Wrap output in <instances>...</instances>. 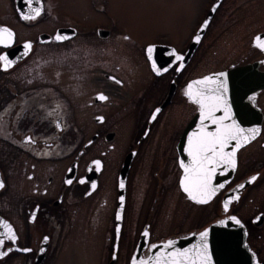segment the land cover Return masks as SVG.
Here are the masks:
<instances>
[{"label":"flooded vegetation","instance_id":"af4514ba","mask_svg":"<svg viewBox=\"0 0 264 264\" xmlns=\"http://www.w3.org/2000/svg\"><path fill=\"white\" fill-rule=\"evenodd\" d=\"M108 1L0 0V264H140L185 236L189 253H224L200 235L220 220L264 264V0H139L156 8L139 29ZM189 85L260 129L207 203L179 181L182 136L201 128Z\"/></svg>","mask_w":264,"mask_h":264},{"label":"snow or ice","instance_id":"6c2138e0","mask_svg":"<svg viewBox=\"0 0 264 264\" xmlns=\"http://www.w3.org/2000/svg\"><path fill=\"white\" fill-rule=\"evenodd\" d=\"M40 15V10L35 9V15L25 17L28 19H34L35 16ZM0 43L5 42L4 37L10 38L11 32L6 29H0ZM67 37L57 35V40H63ZM198 39V37H197ZM258 47L264 49V41L258 43ZM25 48H31L30 44H25ZM149 54L152 52V47L148 49ZM181 56H176V60H181ZM0 60L4 61L5 67L11 66V61L7 60V57H0ZM154 70H156L155 64H153ZM198 84H212L215 81L205 78L203 81H198ZM219 88H225L223 83L218 85L217 89H209L208 92L217 91ZM185 95L189 96L195 103L200 105L201 110V128L198 133H194L189 138L188 147L186 149L188 156L191 158L190 163L185 165L181 164L184 168L185 176L181 181L183 190L189 194V197L193 200H197L198 203H207L211 199L212 195L215 194V188L211 184L212 176L216 173L217 166L221 163L229 165L232 169L236 167V148L246 144L250 139H254L259 133L260 129L250 128L246 132L244 129L239 128L234 123L226 124L225 120L230 119L227 113L222 117H217L215 115L216 111L219 109L220 105L223 103L222 98L216 95L207 94L204 91H198L193 93L192 86L189 85L188 90ZM100 100H105L107 97L100 95L98 97ZM205 121L210 122L215 126V130H208V125ZM229 141H236L231 152L226 153L224 150L227 147ZM97 167H99V161L96 162ZM254 180L255 177H252ZM69 183L71 181H68ZM3 187V184H0ZM95 185L93 184V188ZM123 187V184H121ZM223 187V184L220 185ZM239 187H243L240 185ZM235 198V197H234ZM123 198L121 197V200ZM227 203L225 204V210H227ZM119 219V216L117 217ZM235 220L237 224L240 223L235 217H231ZM7 228L6 237L12 241H15L16 236L12 231L10 226L5 225ZM146 234V233H145ZM202 240H206L207 232L200 234ZM47 239V238H45ZM4 241L0 239V244ZM171 242H169L170 246ZM155 247V246H153ZM25 251H30L25 249ZM207 245L205 244L202 251L197 253V258H202L204 264H208L209 257L206 255ZM6 253H0V255H5ZM190 257L188 250L183 252H169L164 256L157 255L154 259L150 258L147 261H140V264H189ZM191 264H196V259H191Z\"/></svg>","mask_w":264,"mask_h":264},{"label":"water","instance_id":"95a60500","mask_svg":"<svg viewBox=\"0 0 264 264\" xmlns=\"http://www.w3.org/2000/svg\"><path fill=\"white\" fill-rule=\"evenodd\" d=\"M247 130V128H242ZM182 141H183V152H182V157H181V164L187 165L190 163V157L186 155V148H187V139L186 135L182 136ZM236 143V141H235ZM222 170V168H220ZM224 170V169H223ZM185 176L184 173V168L183 172L180 175L179 181L182 186L181 181L183 180ZM225 177H227L226 173V167L224 172L222 171H216V173L212 176L211 179V184L212 186L216 185L217 183L221 182ZM231 221L225 222L223 220H220L218 222H215L212 226L206 230L210 232H214L218 234L219 236L214 238L216 241L217 248L219 250L223 251L224 249L222 248L223 244V234H229L228 230L230 228ZM236 230L239 231V227L236 225ZM244 232V230H243ZM212 237V236H211ZM229 236H225L227 239ZM218 239V240H217ZM229 239V238H228ZM231 243V247H229ZM226 247H225V252L226 253H206V255L210 258L208 261V264H252L253 262H256V257L255 253H253L246 245L244 242V233L241 234V236H237L235 240L230 241L226 240ZM191 246H189V238L188 236L185 237H180L177 238L176 240L172 241L170 246L169 242L165 243H158L157 246L153 248V252L158 250H161L162 253H150L149 259L152 258L154 259L158 254L161 256L166 255L169 252H183L184 250H188L190 252ZM190 261L189 264H191V259H196V264H204V261L202 258H197V253H189Z\"/></svg>","mask_w":264,"mask_h":264},{"label":"rangeland","instance_id":"374dc122","mask_svg":"<svg viewBox=\"0 0 264 264\" xmlns=\"http://www.w3.org/2000/svg\"><path fill=\"white\" fill-rule=\"evenodd\" d=\"M109 9L113 11L116 15L122 19L120 23L135 28L142 26L143 22L140 20L147 15H152L155 13L156 8L153 12H148L153 9V7H148L140 5L139 0H109L108 2ZM166 3H169L166 0ZM264 254V253H263Z\"/></svg>","mask_w":264,"mask_h":264},{"label":"bare ground","instance_id":"6f19581e","mask_svg":"<svg viewBox=\"0 0 264 264\" xmlns=\"http://www.w3.org/2000/svg\"><path fill=\"white\" fill-rule=\"evenodd\" d=\"M219 236V235H218ZM218 240V239H217ZM226 240H229L228 238L226 239L225 238V236H223V241H222V244H223V246H222V248L225 250V247H226ZM228 246V245H227ZM232 245H231V243H230V245H229V247H231ZM223 250V251H224ZM224 253H226L225 251H224Z\"/></svg>","mask_w":264,"mask_h":264}]
</instances>
